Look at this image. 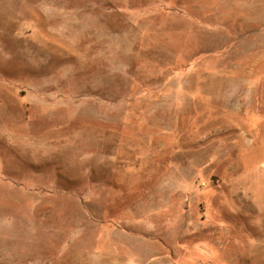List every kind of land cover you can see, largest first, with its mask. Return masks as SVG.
<instances>
[{"label": "rangeland", "instance_id": "rangeland-1", "mask_svg": "<svg viewBox=\"0 0 264 264\" xmlns=\"http://www.w3.org/2000/svg\"><path fill=\"white\" fill-rule=\"evenodd\" d=\"M0 264H264V0H0Z\"/></svg>", "mask_w": 264, "mask_h": 264}]
</instances>
